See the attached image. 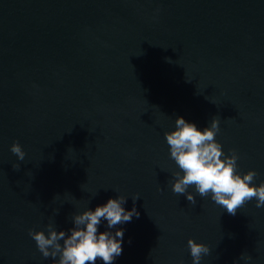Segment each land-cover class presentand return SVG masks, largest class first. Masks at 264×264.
I'll return each instance as SVG.
<instances>
[{
    "label": "water",
    "instance_id": "95a60500",
    "mask_svg": "<svg viewBox=\"0 0 264 264\" xmlns=\"http://www.w3.org/2000/svg\"><path fill=\"white\" fill-rule=\"evenodd\" d=\"M177 117L219 119L238 174L264 182V0H0V264H55L29 230L67 232L118 196L140 216L99 226L124 230L114 264H192L189 239L200 264H264L255 198L232 216L173 193Z\"/></svg>",
    "mask_w": 264,
    "mask_h": 264
},
{
    "label": "clouds",
    "instance_id": "9594fccd",
    "mask_svg": "<svg viewBox=\"0 0 264 264\" xmlns=\"http://www.w3.org/2000/svg\"><path fill=\"white\" fill-rule=\"evenodd\" d=\"M219 123V119L214 118L210 127L200 131L195 124L187 122L183 117H177L175 130L165 132L170 158L180 169L173 173V193L185 196L190 204L195 205V196L187 191L190 186H194L200 197L211 194V200L232 216L236 215L238 208L253 198L257 201L256 208L264 207V182L258 187L253 184L258 175L255 171H249L242 177L238 174L239 156L235 150L230 149V155H225L222 145L215 140L220 131ZM10 151L19 161H24L26 154L18 142L12 144ZM13 170L19 171V165H13ZM137 200L138 196L133 199L132 210L126 211L123 207L127 202L125 197L110 198L106 204L97 206L94 211L90 209L74 215V226L67 232L57 231L49 223L46 226L47 236L44 231L33 230H29L28 235L36 242L42 257H51L55 264H96L98 260L103 261V264H114V260L123 251L124 230L118 228L114 234L107 230L99 232V226L106 221L107 229H113L117 225L130 223L133 217L138 219L140 213L135 208ZM55 214L58 215L59 210ZM187 247L192 264H200L202 256L208 255L210 251L206 245L192 239L187 241ZM241 259L250 261L252 256L242 255Z\"/></svg>",
    "mask_w": 264,
    "mask_h": 264
}]
</instances>
